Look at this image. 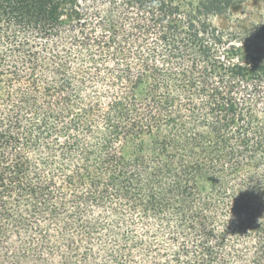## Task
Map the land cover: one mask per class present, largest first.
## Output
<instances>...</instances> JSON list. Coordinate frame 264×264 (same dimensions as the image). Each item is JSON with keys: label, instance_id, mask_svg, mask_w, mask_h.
<instances>
[{"label": "trees", "instance_id": "1", "mask_svg": "<svg viewBox=\"0 0 264 264\" xmlns=\"http://www.w3.org/2000/svg\"><path fill=\"white\" fill-rule=\"evenodd\" d=\"M246 1L0 0V264H264Z\"/></svg>", "mask_w": 264, "mask_h": 264}, {"label": "rangeland", "instance_id": "2", "mask_svg": "<svg viewBox=\"0 0 264 264\" xmlns=\"http://www.w3.org/2000/svg\"><path fill=\"white\" fill-rule=\"evenodd\" d=\"M264 20V0H248L243 4L233 6L222 16L210 19L216 27L232 32H242L250 29L253 24ZM252 51L264 55V43L254 41Z\"/></svg>", "mask_w": 264, "mask_h": 264}]
</instances>
